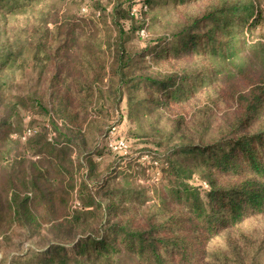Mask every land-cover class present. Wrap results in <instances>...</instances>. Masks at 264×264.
<instances>
[{
    "label": "trees",
    "instance_id": "trees-1",
    "mask_svg": "<svg viewBox=\"0 0 264 264\" xmlns=\"http://www.w3.org/2000/svg\"><path fill=\"white\" fill-rule=\"evenodd\" d=\"M83 1L0 0V241L24 230L38 244L9 264H257L264 230L245 227L264 217V0H118L113 43L104 12L94 14L102 28L75 21ZM167 12L151 36L149 18ZM124 21L138 50L125 46ZM30 62L34 90L14 92L8 74L23 78ZM123 96L130 137L168 152L155 202L144 206L143 188L109 177L94 190L80 183V206L69 210L71 152L93 146L77 142L91 132L90 112ZM29 102L62 141L24 142L38 133L26 126L14 152L9 136Z\"/></svg>",
    "mask_w": 264,
    "mask_h": 264
},
{
    "label": "rangeland",
    "instance_id": "rangeland-1",
    "mask_svg": "<svg viewBox=\"0 0 264 264\" xmlns=\"http://www.w3.org/2000/svg\"><path fill=\"white\" fill-rule=\"evenodd\" d=\"M117 1L118 0H84L78 8L71 9V14L77 19L75 21L89 19L92 20V22L97 23L99 28H102L101 16H94V14L96 11H99L101 15L104 12L105 23L111 29V41L113 43L116 31L112 24V16L109 15H111L110 13L113 11V6H115ZM259 1L261 2L262 0ZM81 6L87 7V14L80 12ZM65 9L64 5L55 7L52 17L61 20V14ZM156 13L157 9H154L150 16H154ZM159 15L160 16L156 22L152 20V18H149L148 25L151 36L158 35L164 30V24H166L169 12H167L166 15ZM127 24L128 23L125 21L122 22V33L125 40V46L128 49L138 50L142 46V42L135 37L134 33L130 32ZM48 27L52 28V24L48 23ZM104 34V30H102V38ZM26 46L27 45L25 44L23 49H25ZM112 48L113 47L111 46V50ZM99 49L104 50L102 53L106 56L109 54L106 50L105 44H100ZM110 62L111 60L107 61V64ZM33 64L34 63L30 62L25 65L26 69L22 74L23 78H19L17 72L15 73L16 78L14 75L8 74L9 80H13V82L16 81L18 84V90H12V93L13 91L18 92L19 90H34V80L39 72V67L36 68ZM106 71L108 72V67L106 68ZM44 88L45 86L41 85L38 89L39 92L44 93ZM47 99V96H45V101ZM45 103L52 111V107L55 103L51 104L49 101ZM34 106V104L29 102L27 107H19V129L11 133L9 136L13 142H16L13 146L15 148L14 152L20 149L23 144L22 140H16L20 136L22 128L26 126L34 127L38 133L34 134L29 140L24 142H44V138L47 142H54V139H57L58 142L62 141V139L57 136L58 134L55 132L54 128H51L48 118L43 114L38 113L39 110ZM53 109L56 110L55 108ZM103 110L104 113L102 115H97L95 111L90 112L89 119L91 118L90 120L93 121L100 120L101 124L96 130H94L93 125L95 126V122L92 121L89 126L91 132L85 134L82 140H77V142H93V146L90 147L86 145V152L79 155L80 157L78 156V159H76V151L73 150L71 152L74 187L68 204L69 210H73L80 206V183L85 181L90 185L91 189L94 190L93 184L109 177H113L115 182L119 183L118 187L143 188L147 192L146 198L149 199L145 202L144 206L152 205L153 202H155L156 189L160 184L165 170V161H167L168 152L163 148L159 150L155 149L151 144V141L146 138L130 137L129 131L133 128V125L127 118L126 100L124 96L115 105H111L109 102H104ZM55 121L60 125L59 120L55 118ZM46 124H49L48 126L50 127L48 130L46 128L47 132L45 133L43 129ZM117 137H123L126 140L128 144L126 153L113 152L106 147V142ZM74 141L76 142V140ZM25 154H27L26 158L29 161L36 159V157L30 152H25ZM194 183H196V181H194ZM82 198H85V194ZM138 207H140V205ZM247 226L248 227H245L246 230L257 231L263 235L264 217L249 220ZM17 234L18 236H15L9 241H0V264H9V262L15 260V257L22 255L29 248H35L38 246V244L35 243L36 239H29L24 230H18ZM255 261L257 264H264V250L256 255Z\"/></svg>",
    "mask_w": 264,
    "mask_h": 264
},
{
    "label": "built area",
    "instance_id": "built-area-1",
    "mask_svg": "<svg viewBox=\"0 0 264 264\" xmlns=\"http://www.w3.org/2000/svg\"><path fill=\"white\" fill-rule=\"evenodd\" d=\"M145 6H142V9H145ZM81 13L83 14H87V8L85 6H83L81 8ZM137 13V9L136 7L131 9V14H136ZM137 35L141 38L146 36V32L144 29H140L137 31ZM34 130L32 129H27L24 134L22 139H25L28 136H31L33 134ZM106 147L113 151V152H118V153H126L127 149H128V144L126 142V140L123 137H117L115 139H110L108 142H106ZM156 164V163H154Z\"/></svg>",
    "mask_w": 264,
    "mask_h": 264
}]
</instances>
